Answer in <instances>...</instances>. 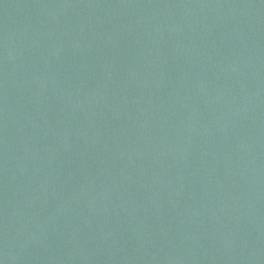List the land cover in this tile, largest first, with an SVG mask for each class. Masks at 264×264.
Instances as JSON below:
<instances>
[{
    "label": "water",
    "instance_id": "95a60500",
    "mask_svg": "<svg viewBox=\"0 0 264 264\" xmlns=\"http://www.w3.org/2000/svg\"><path fill=\"white\" fill-rule=\"evenodd\" d=\"M0 264H264V0H0Z\"/></svg>",
    "mask_w": 264,
    "mask_h": 264
}]
</instances>
